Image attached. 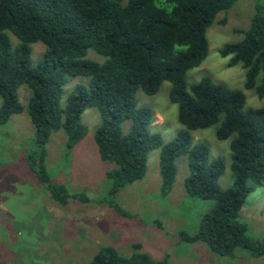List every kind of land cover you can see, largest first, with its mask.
<instances>
[{"label": "trees", "instance_id": "1", "mask_svg": "<svg viewBox=\"0 0 264 264\" xmlns=\"http://www.w3.org/2000/svg\"><path fill=\"white\" fill-rule=\"evenodd\" d=\"M237 0H0V124L26 111L33 125L35 150L26 153L25 164L53 201L60 206L71 202L106 204L125 213L106 197L91 198L84 191L70 192L54 183L47 172L46 143L59 129L70 150L87 133L81 121L86 106L98 110L101 122L93 137L101 161L109 163L104 173L107 193L144 177L148 153L159 151L161 189L168 192L176 176L175 159L187 156L188 175L183 187L191 198L213 200L193 233L179 229V240L203 243L219 256H234L236 248L252 256H264V240L247 234L239 218L249 181L264 182V108H246L239 89L202 77L187 84L186 73L205 59L208 51L206 28L217 13ZM255 11L246 29H238L239 40L220 49L230 56L228 65L244 69V87L264 96V0H255ZM8 32L18 43L11 46ZM41 42L43 58L32 63L31 44ZM104 61L86 59L88 49ZM87 76L89 85H77L60 103L67 77ZM168 81L169 100L177 105V119L184 127L164 142L151 132L154 113L137 106L135 93L152 95ZM30 95L24 106L19 86ZM129 122L128 130L122 124ZM215 125V136L230 140L232 184L217 182L225 168L224 159H209L208 147L193 142L190 130ZM131 216L130 214H127ZM129 257L114 247L101 246L87 264H166L152 259L133 243Z\"/></svg>", "mask_w": 264, "mask_h": 264}, {"label": "rangeland", "instance_id": "2", "mask_svg": "<svg viewBox=\"0 0 264 264\" xmlns=\"http://www.w3.org/2000/svg\"><path fill=\"white\" fill-rule=\"evenodd\" d=\"M255 0H237L229 9L217 13L206 28L208 51L197 67L186 73L187 84L209 77L231 89H239L245 96L246 108H264V96L244 87V69L229 66L230 56L220 54L221 47L239 40L238 29H246L255 11ZM11 46L18 40L8 32ZM41 42L31 44L32 63L43 58ZM86 59L102 62L104 56L90 48ZM77 85H89L87 76L67 77L60 97L61 105ZM170 83L163 81L155 94L137 90V106H147L154 113L150 126L163 141L173 139L184 127L177 119V105L169 100ZM19 101L25 106L30 90L19 86ZM1 103V98H0ZM87 133L68 150L66 135L59 129L50 134L46 143L45 165L51 181L63 183L70 192L84 191L91 198L106 197L125 213H117L106 204L71 202L58 205L35 174L26 166L24 156L35 150L33 125L25 110L10 116L0 124V264H87L101 246H112L123 257H129L133 243H140L141 251L152 259H163L166 264H264V256H252L243 248H236L234 256H219L203 243L179 240L178 231L193 233L201 215L213 205V200L191 198L183 187L188 175L187 156L175 159V179L168 192L161 189L159 151L148 153L147 169L143 178L135 180L114 195L107 193L109 181L105 169L109 163L100 160L95 151L94 131L101 116L93 107L86 106L81 115ZM129 122L122 128L128 130ZM216 126L190 130L193 142L208 147L209 159L221 157L225 168L217 182L221 188L232 184L230 170V140L217 139ZM252 190L247 194L239 218L247 225V234L264 240V182L249 181ZM130 214L131 216H128Z\"/></svg>", "mask_w": 264, "mask_h": 264}, {"label": "crops", "instance_id": "3", "mask_svg": "<svg viewBox=\"0 0 264 264\" xmlns=\"http://www.w3.org/2000/svg\"><path fill=\"white\" fill-rule=\"evenodd\" d=\"M95 151L97 152V149L95 148Z\"/></svg>", "mask_w": 264, "mask_h": 264}]
</instances>
